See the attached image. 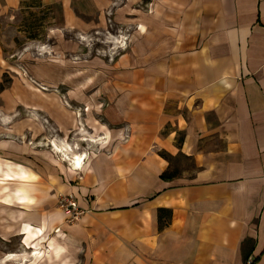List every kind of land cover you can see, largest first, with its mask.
Instances as JSON below:
<instances>
[{
	"label": "crops",
	"instance_id": "1",
	"mask_svg": "<svg viewBox=\"0 0 264 264\" xmlns=\"http://www.w3.org/2000/svg\"><path fill=\"white\" fill-rule=\"evenodd\" d=\"M19 2L0 0V11ZM151 9L143 19L123 3L117 68L96 74L112 81L89 84L102 95L103 120L86 123L92 141L54 123L92 147L80 165L0 167L15 177L2 193L14 228L0 238L20 235L29 251L46 242L50 264H264V0H156ZM59 195L84 212L68 220Z\"/></svg>",
	"mask_w": 264,
	"mask_h": 264
},
{
	"label": "rangeland",
	"instance_id": "2",
	"mask_svg": "<svg viewBox=\"0 0 264 264\" xmlns=\"http://www.w3.org/2000/svg\"><path fill=\"white\" fill-rule=\"evenodd\" d=\"M50 1L51 6L20 0L18 8L0 11V167L19 158L35 170L50 159L61 161L51 151L53 139L69 140L74 150L83 149L84 158L88 155L90 145L63 138L54 123L69 121L84 128L80 139H92L86 123L103 120L96 112L102 95L93 98L89 84L112 81L96 74L117 68L128 32L123 3L146 19L156 0ZM64 1L70 3L68 19L62 15ZM64 109L71 111L69 116ZM3 177L0 170V183ZM10 186L9 181L0 184V235L14 228L7 226L14 203L3 204L7 199L2 195ZM21 241L17 234L0 238V264H50L46 242H32L29 251ZM33 248L40 253L32 254Z\"/></svg>",
	"mask_w": 264,
	"mask_h": 264
},
{
	"label": "bare ground",
	"instance_id": "3",
	"mask_svg": "<svg viewBox=\"0 0 264 264\" xmlns=\"http://www.w3.org/2000/svg\"><path fill=\"white\" fill-rule=\"evenodd\" d=\"M92 141V140H90ZM49 145L51 146V151L54 152L55 154H57L59 156V159H61L62 161H67V163L70 166H75L78 167L80 165V163L83 161L84 156H82V154H78L74 151L73 146H71L69 143L66 142H62V141H56V140H50ZM6 167L10 168L9 163L6 164ZM22 175H25L22 173ZM15 179V177L13 175H10L8 173L4 174V177L1 178L2 181L6 182L8 180H13ZM23 233H26V240L25 243L28 244V239H31L34 235V229L28 225H25L23 228ZM33 230V231H32ZM37 232V230H35V233ZM31 244H29L28 246H30ZM33 252L32 254H38L40 253V250H38V248H33Z\"/></svg>",
	"mask_w": 264,
	"mask_h": 264
},
{
	"label": "built area",
	"instance_id": "4",
	"mask_svg": "<svg viewBox=\"0 0 264 264\" xmlns=\"http://www.w3.org/2000/svg\"><path fill=\"white\" fill-rule=\"evenodd\" d=\"M57 207L68 216V220L70 221L77 219L84 212L78 206L76 198L73 195H59ZM252 260V257H247L245 264H251Z\"/></svg>",
	"mask_w": 264,
	"mask_h": 264
},
{
	"label": "trees",
	"instance_id": "5",
	"mask_svg": "<svg viewBox=\"0 0 264 264\" xmlns=\"http://www.w3.org/2000/svg\"><path fill=\"white\" fill-rule=\"evenodd\" d=\"M30 37L33 38L32 35H30ZM161 176L164 177V178H170L173 175H169V176L161 175Z\"/></svg>",
	"mask_w": 264,
	"mask_h": 264
}]
</instances>
